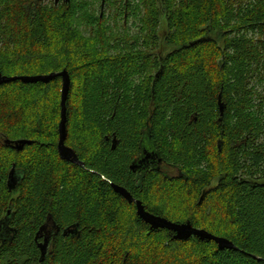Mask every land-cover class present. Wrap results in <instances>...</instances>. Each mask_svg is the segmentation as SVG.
Listing matches in <instances>:
<instances>
[{
    "label": "trees",
    "instance_id": "1",
    "mask_svg": "<svg viewBox=\"0 0 264 264\" xmlns=\"http://www.w3.org/2000/svg\"><path fill=\"white\" fill-rule=\"evenodd\" d=\"M121 1L0 0V72L68 71L66 144L84 162L58 151L62 77L0 85V132L34 140L9 160L23 171L14 188L0 162V264H264V0ZM133 16L146 35L131 34ZM162 18L177 47L165 56ZM146 135L177 176H137ZM113 183L235 247L152 227Z\"/></svg>",
    "mask_w": 264,
    "mask_h": 264
},
{
    "label": "water",
    "instance_id": "2",
    "mask_svg": "<svg viewBox=\"0 0 264 264\" xmlns=\"http://www.w3.org/2000/svg\"><path fill=\"white\" fill-rule=\"evenodd\" d=\"M64 1L69 2L70 0H64ZM58 2L59 0H56V3ZM104 3H105V0H103V4ZM57 77H62L63 79L62 98H61L62 110H61V121L59 123L60 138H59V143H58V151L62 159L71 161L80 166H84V162L80 160L76 151L72 147L66 144V140L68 136L67 134V120H68L67 100H68L69 92L71 88V76L67 70L60 71V72H52V73L45 74V75H15V76L4 75L2 76L0 73V85L11 82V81H16V80H21L24 83H38V82L47 83ZM219 106H220L221 116H223L226 105L222 101L221 95L219 96ZM17 143H18V149H22L26 144H32L33 140L20 139L17 141ZM221 146H222V142L219 141L220 149H221ZM8 185L10 188H13V185H10V183ZM113 187L118 193L122 194L126 199H128L129 202L131 203L136 202L139 216H141L145 220V222L149 223L154 228H167L169 230L175 231L176 232L175 237L177 239H189L193 235H196L203 239H211V240L217 241L219 244V247L222 249L235 247L234 243L228 238L216 236L213 233H210L209 231H207L206 229L196 228L191 223H177V222H173L167 219L166 217L156 216L148 212L144 204L142 203V201L136 200L127 189L115 183H113Z\"/></svg>",
    "mask_w": 264,
    "mask_h": 264
},
{
    "label": "flooded vegetation",
    "instance_id": "3",
    "mask_svg": "<svg viewBox=\"0 0 264 264\" xmlns=\"http://www.w3.org/2000/svg\"><path fill=\"white\" fill-rule=\"evenodd\" d=\"M50 2L51 0H42ZM56 1V0H55ZM64 0H59V2H62ZM128 0H125L127 3ZM58 2V3H59ZM106 3L101 4V9L104 10ZM127 15V14H126ZM1 73V72H0ZM2 76L5 74L1 73ZM2 85V84H1ZM20 139H28V138H8L3 133L0 132V149L1 152L4 153V159L6 157L7 166L9 167L11 163H9V160H15L17 161V158L20 156V153L23 152L27 145L32 144H26L22 149H18V143L17 141ZM32 140V139H29ZM115 139H114V145H115ZM149 141L148 136L146 135L143 139V142H141L142 151L141 154L136 157L131 164V168L134 170V172L137 174V176L140 178L143 177V175L150 170H164L170 174L173 173V171L177 170L174 169L172 165H166L164 158L161 156L158 149L153 145V147L146 145V143ZM34 142V140H33ZM150 142V141H149ZM7 183L10 185H13V188L19 183V181L23 177V171H21V167L17 165L16 162H13L10 166V169L8 170L7 175ZM11 179V181H10ZM10 181V182H9ZM136 199V198H135ZM138 200V199H136ZM8 215H11V210H9ZM7 218V217H6ZM5 221V219H4ZM52 216L48 215L47 220L45 221L43 227L40 229L39 232H41V236L45 238V244L42 245V248L45 250L50 247V244L48 242L52 240L54 236V229L50 226L52 225L54 227V223L52 222ZM6 223V222H2ZM56 233V232H55Z\"/></svg>",
    "mask_w": 264,
    "mask_h": 264
},
{
    "label": "rangeland",
    "instance_id": "4",
    "mask_svg": "<svg viewBox=\"0 0 264 264\" xmlns=\"http://www.w3.org/2000/svg\"><path fill=\"white\" fill-rule=\"evenodd\" d=\"M96 1V8H97V11L99 12H101V11H103L102 9H101V7H100V1L99 0H95ZM121 1V0H120ZM56 2V1H55ZM122 2H123V0L121 1V3L119 2L118 4H117V6H120L121 4H122ZM124 2H125V0H124ZM116 5V4H115ZM117 6H114L115 8L113 9H111L110 10V14H113L114 16H115V14H116V10L115 9H117L118 7ZM104 10H108V7L105 5V7H104ZM109 14V15H110ZM164 17V16H163ZM122 20V19H121ZM121 20H119L118 21V24H119V26H118V28H116L115 26V21L113 20V18L112 19H110V24L111 25H113V27H114V29L116 30L115 32H122V31H124L125 29L123 28V25H122V21ZM126 21H128V22H126L128 25V27L130 28V31H131V34L132 35H140L141 34V32L142 31H140L141 30V25H142V23H141V21H140V18L139 17H135V16H133V17H130V18H128ZM80 28H81V30H83L84 31V33L86 34V33H88L87 32V29L85 28V26L84 25H80ZM167 30V25H166V20H165V18H162L161 19V24H160V28H159V34H160V38H161V44H160V46L155 50V52L156 53H158L160 56H162V55H167V53H170L174 48H177V47H175L174 45L173 46H169L168 44H166L165 42H164V39H165V35H166V31ZM141 35H146V33H144V34H141ZM203 37L204 36H206V35H202ZM151 62L152 63H156V60H155V58L153 57L152 59H151ZM146 78H147V76H145ZM136 79L137 80H140V76L139 75H137L136 76ZM29 128H30V126H28ZM49 130V129H48ZM4 153H2V154H0V162H4V161H8V160H6V157H5V159H4ZM206 166V163L204 164V167ZM173 176H177V174H178V171L177 170H175V171H173ZM175 189H177V187H175ZM129 210V209H128ZM114 241V240H113ZM155 252V251H154ZM155 254V253H154ZM173 256V255H172ZM148 258H155L152 254H150L149 256H148Z\"/></svg>",
    "mask_w": 264,
    "mask_h": 264
},
{
    "label": "bare ground",
    "instance_id": "5",
    "mask_svg": "<svg viewBox=\"0 0 264 264\" xmlns=\"http://www.w3.org/2000/svg\"><path fill=\"white\" fill-rule=\"evenodd\" d=\"M191 238V237H190Z\"/></svg>",
    "mask_w": 264,
    "mask_h": 264
}]
</instances>
